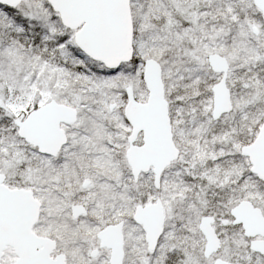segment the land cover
<instances>
[{"label": "snow or ice", "instance_id": "snow-or-ice-1", "mask_svg": "<svg viewBox=\"0 0 264 264\" xmlns=\"http://www.w3.org/2000/svg\"><path fill=\"white\" fill-rule=\"evenodd\" d=\"M0 264H264V0H0Z\"/></svg>", "mask_w": 264, "mask_h": 264}]
</instances>
